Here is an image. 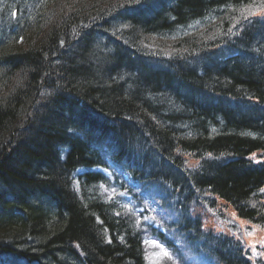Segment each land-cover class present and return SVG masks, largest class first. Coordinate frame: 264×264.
Returning <instances> with one entry per match:
<instances>
[{"label":"trees","instance_id":"16d2710c","mask_svg":"<svg viewBox=\"0 0 264 264\" xmlns=\"http://www.w3.org/2000/svg\"><path fill=\"white\" fill-rule=\"evenodd\" d=\"M239 218L264 0H0V264H264Z\"/></svg>","mask_w":264,"mask_h":264},{"label":"rangeland","instance_id":"374dc122","mask_svg":"<svg viewBox=\"0 0 264 264\" xmlns=\"http://www.w3.org/2000/svg\"><path fill=\"white\" fill-rule=\"evenodd\" d=\"M239 219L241 226L236 229L234 235L239 237L242 235L245 241V246L255 253L257 245H261V247L264 245V230L259 229L254 224H249L250 222L244 219ZM230 233L233 234L232 231H230Z\"/></svg>","mask_w":264,"mask_h":264},{"label":"snow or ice","instance_id":"6c2138e0","mask_svg":"<svg viewBox=\"0 0 264 264\" xmlns=\"http://www.w3.org/2000/svg\"><path fill=\"white\" fill-rule=\"evenodd\" d=\"M164 255H165V256H168V253L165 251V252H164Z\"/></svg>","mask_w":264,"mask_h":264}]
</instances>
